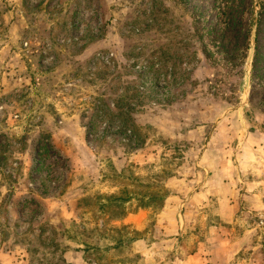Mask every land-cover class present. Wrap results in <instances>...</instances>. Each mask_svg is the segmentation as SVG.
<instances>
[{
  "label": "rangeland",
  "instance_id": "374dc122",
  "mask_svg": "<svg viewBox=\"0 0 264 264\" xmlns=\"http://www.w3.org/2000/svg\"><path fill=\"white\" fill-rule=\"evenodd\" d=\"M0 264H264V0H0Z\"/></svg>",
  "mask_w": 264,
  "mask_h": 264
},
{
  "label": "trees",
  "instance_id": "16d2710c",
  "mask_svg": "<svg viewBox=\"0 0 264 264\" xmlns=\"http://www.w3.org/2000/svg\"><path fill=\"white\" fill-rule=\"evenodd\" d=\"M134 96H140V95H143V92L138 88V87H136V88H134ZM133 97V96H132ZM134 98V97H133ZM121 102H123V100L121 101ZM133 102H135V101H131V103H129L128 105H127V107L125 108V107H123V106H125L124 104H117L116 106H117V109H118V111H116V112H113V115L115 116V118H117L118 120H120V122L122 123V125L125 127H127L128 126V124H129V122L127 121V119H126V116H128L129 115V112L131 111V109H132V107L134 106L132 103ZM136 105V104H135ZM129 118V117H128ZM92 124H94V121L92 122ZM131 133H132V137H138L137 136V133H138V131H137V128L134 126V125H132V129H131Z\"/></svg>",
  "mask_w": 264,
  "mask_h": 264
},
{
  "label": "crops",
  "instance_id": "0c3cea01",
  "mask_svg": "<svg viewBox=\"0 0 264 264\" xmlns=\"http://www.w3.org/2000/svg\"><path fill=\"white\" fill-rule=\"evenodd\" d=\"M199 194V193H198ZM197 194V195H198ZM226 202H224V206H225V209H226V213L225 214H223V216L225 217V218H230V217H233L234 216V214H235V212H236V210L238 209V205L237 204H235V203H233V201L232 200H230V197L229 198H226ZM224 201V200H223ZM239 205H240V203H239ZM220 244H215V247H217L218 248V246H219ZM214 247V248H215ZM200 248H204V247H200ZM214 248H212V249H214ZM216 248V249H217ZM202 250V249H201ZM200 251V250H199ZM201 252H204V251H201ZM200 252V253H201ZM196 255V258L198 257V255L199 254H195Z\"/></svg>",
  "mask_w": 264,
  "mask_h": 264
}]
</instances>
